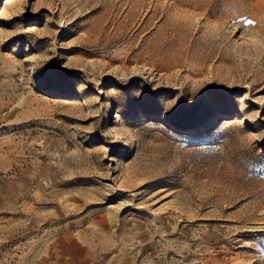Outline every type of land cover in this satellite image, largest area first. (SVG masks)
I'll return each instance as SVG.
<instances>
[{
    "label": "rangeland",
    "instance_id": "rangeland-1",
    "mask_svg": "<svg viewBox=\"0 0 264 264\" xmlns=\"http://www.w3.org/2000/svg\"><path fill=\"white\" fill-rule=\"evenodd\" d=\"M0 264H264V0H0Z\"/></svg>",
    "mask_w": 264,
    "mask_h": 264
}]
</instances>
